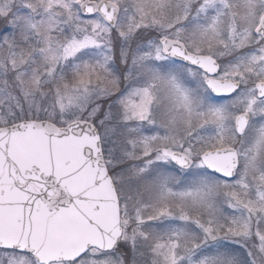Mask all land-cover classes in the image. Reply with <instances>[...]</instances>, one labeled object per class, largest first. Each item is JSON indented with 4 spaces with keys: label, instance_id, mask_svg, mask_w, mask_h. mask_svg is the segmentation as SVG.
I'll return each mask as SVG.
<instances>
[{
    "label": "snow or ice",
    "instance_id": "6c2138e0",
    "mask_svg": "<svg viewBox=\"0 0 264 264\" xmlns=\"http://www.w3.org/2000/svg\"><path fill=\"white\" fill-rule=\"evenodd\" d=\"M0 264H264V0H0Z\"/></svg>",
    "mask_w": 264,
    "mask_h": 264
}]
</instances>
